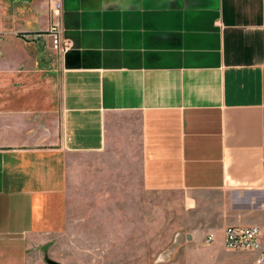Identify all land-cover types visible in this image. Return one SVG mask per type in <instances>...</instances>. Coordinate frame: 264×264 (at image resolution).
I'll return each mask as SVG.
<instances>
[{"label": "crops", "instance_id": "crops-1", "mask_svg": "<svg viewBox=\"0 0 264 264\" xmlns=\"http://www.w3.org/2000/svg\"><path fill=\"white\" fill-rule=\"evenodd\" d=\"M55 3L0 0V264L64 233L69 157L111 145L148 192L222 196L215 243L264 228V0Z\"/></svg>", "mask_w": 264, "mask_h": 264}, {"label": "rangeland", "instance_id": "rangeland-1", "mask_svg": "<svg viewBox=\"0 0 264 264\" xmlns=\"http://www.w3.org/2000/svg\"><path fill=\"white\" fill-rule=\"evenodd\" d=\"M133 152V153H132ZM138 152L70 156L67 226L32 242V264H248V251L205 245L219 194L148 192Z\"/></svg>", "mask_w": 264, "mask_h": 264}, {"label": "built area", "instance_id": "built-area-1", "mask_svg": "<svg viewBox=\"0 0 264 264\" xmlns=\"http://www.w3.org/2000/svg\"><path fill=\"white\" fill-rule=\"evenodd\" d=\"M62 10V0H56L54 11L60 12ZM49 34L52 37L54 50H65L66 46L62 44L59 26H54L50 29ZM224 245L228 251H249L256 252L257 258L254 264H264V228L257 226L252 227H228L224 231ZM216 241V235L209 233L205 239V245H212Z\"/></svg>", "mask_w": 264, "mask_h": 264}, {"label": "water", "instance_id": "water-1", "mask_svg": "<svg viewBox=\"0 0 264 264\" xmlns=\"http://www.w3.org/2000/svg\"><path fill=\"white\" fill-rule=\"evenodd\" d=\"M47 263L48 264H61V263H59L57 261H53V260H47Z\"/></svg>", "mask_w": 264, "mask_h": 264}]
</instances>
